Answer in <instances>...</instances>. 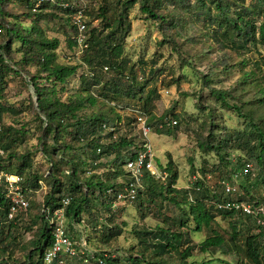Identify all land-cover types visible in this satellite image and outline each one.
<instances>
[{"label": "trees", "instance_id": "1", "mask_svg": "<svg viewBox=\"0 0 264 264\" xmlns=\"http://www.w3.org/2000/svg\"><path fill=\"white\" fill-rule=\"evenodd\" d=\"M4 1L7 0H0L1 17L4 16L1 7ZM20 1L27 8L25 17L32 19L33 24L30 29L21 28L20 24L15 22L17 20L15 17L14 22L4 28L11 43L0 47V82L4 80L8 72H14L7 64L4 53L8 54L11 51V45L18 42L21 47L27 49L24 63H34L38 66L37 75L28 78V82L35 94L33 105L38 112L37 116L42 130L37 152L48 164L49 169L45 174H38L33 168L30 152L17 154L14 148L24 142L26 131L23 128L17 130L13 126L2 124L1 118L9 108L0 106V148L4 151V156L0 159V172L10 174L12 162L17 160L18 165L14 170L16 175L22 178L21 186L27 197L41 188L40 181L49 188V192L45 195L44 205L55 208L59 206L63 198L71 199L65 209V215L69 221L79 224L83 220L87 228L89 224L102 225L101 221L112 222L122 208L130 205L119 207L113 212L111 200L105 197L106 190L119 188L121 185L118 182L127 179V174L123 169L124 160L128 157L133 158L140 144L138 134L136 136L131 133V130L135 131V128L133 126L134 117L129 113V110L136 109V107L118 103L121 99L118 95L122 92L119 89L121 79L128 83L126 89L123 90L125 96L127 98L136 96L132 90L136 83V77L123 72L124 40L130 30L128 13L133 5L139 3L143 15H147L153 20H167L166 17L159 16L157 13L165 0H116L115 3L119 8L118 15L110 23L105 24V27L110 30L106 35L96 33L94 28L89 30V17H94V14H89L83 0H56L54 4L46 3L38 8H35L34 2L31 0ZM170 1L174 3L180 0ZM197 1L204 9L203 0ZM62 4H67L68 7L63 8ZM72 8L81 9L86 21L85 43L88 47L79 57H76L77 46L74 39L76 31L71 20ZM49 10L52 12L51 18L57 17L58 14L65 15L73 28L68 43L70 52L68 51L67 54V60L71 62L67 65L56 63L55 50L59 46L58 40L47 39L35 25L36 21L38 22L44 17L42 12ZM215 10L218 12L217 19H219L215 21L218 28L212 31L210 38L221 49L225 50L227 47L247 49L251 46L254 47L258 42L264 44V0H250L248 4L245 0H215ZM206 12L208 14L209 10L207 9ZM106 14V8H98V17L107 21ZM1 25L0 27H2ZM92 51H94V56H91ZM107 71L117 73L115 79L110 77L106 80L102 75ZM71 78H77L79 81L77 94L67 96L64 101H61L57 94L65 88ZM1 91L2 89H0V94ZM210 94L215 100L222 101L225 106H228L225 92L211 90ZM151 95L152 93H149L148 98ZM261 101L259 100V102ZM97 103H105L107 110H92L89 115L82 114L86 107L95 108ZM229 108L248 121L243 132H235L228 137H221L222 139L217 144L212 141L213 135L209 133L206 139L198 144L199 151L205 154L212 153L217 157L218 167L215 170L220 173V178L225 176L217 187L209 186L204 178L195 177L190 189H176L174 185L177 175L173 172L171 164L165 167L168 176L163 183L153 180L148 173H145L143 189L136 199L139 200V207L157 206L155 202L160 199L161 202L168 203L178 209L179 214L175 216L176 218H164L160 214L159 217H162V222L166 227L159 228L157 226L154 230H144L137 234L141 244L145 246L142 254L123 258L111 256L109 253L98 254L103 259V264H169L164 259L166 255H176L179 258L178 263L172 264H196L188 262L196 250L200 253L219 252L222 255L237 251L242 255L246 264H264V242L256 228L255 234L247 235L240 246L237 241L240 239L241 231L236 218L242 215L221 210L217 206L230 200L221 182L230 181L233 184L231 175L240 170L244 164L249 162L253 167L252 162H255L264 171L263 130L253 122L249 114H243L241 108L237 106ZM122 113L125 115L121 117ZM147 115L149 116H147V125L153 124L155 131L162 135H169L170 130L177 126L161 130L158 128L160 122L165 118H176L169 114H163L157 118H153L149 112ZM104 124L115 126L118 134L116 141L106 144L109 135L103 132ZM50 136L51 142L47 146L44 140ZM232 142L248 156V159L236 162L235 170L231 168V154L226 153L228 144H232ZM97 148H101L99 154L96 153ZM64 166H67L68 170H64ZM253 176L254 167L253 171L242 179ZM143 194H145L144 198L141 197ZM241 195L239 192V202L245 201ZM245 202L264 206L263 203L253 199H248ZM97 205L101 210L97 211ZM8 209L9 202L0 186V233L5 226L9 230L19 226L20 219L29 212L25 215L18 214L13 222H6ZM40 210L36 218L41 223L38 239L34 243L33 251L26 255L23 264H42L43 253L51 245L50 230L44 224ZM158 210L160 213L163 212L162 207H159ZM86 213L94 215L93 222L83 219ZM217 217L233 220V224L230 226L231 235L228 239L211 228ZM115 228L116 226L103 228L99 233L109 242L118 235ZM203 229L209 231V236L201 243L193 244L189 233L201 232ZM146 251L150 252L151 257L146 255ZM68 259L78 260L82 263L78 258L68 257L64 258V263ZM243 260L238 264H243ZM209 261L199 264L212 263V260Z\"/></svg>", "mask_w": 264, "mask_h": 264}, {"label": "rangeland", "instance_id": "2", "mask_svg": "<svg viewBox=\"0 0 264 264\" xmlns=\"http://www.w3.org/2000/svg\"><path fill=\"white\" fill-rule=\"evenodd\" d=\"M83 1L89 14H94V17H89V30L94 28L96 33L108 34L110 30L105 24L110 23L118 15L116 0ZM203 2L204 9L197 0H180L174 3L165 0L157 12L159 16L166 17L167 20L164 21L153 20L143 15L139 3L133 5L128 13L130 30L124 40L122 58L124 74H133L136 77V83L132 88L136 93L135 98L125 96L123 90L128 83L124 79L119 83L122 92L118 95L121 98L118 103L134 105L135 110L144 114L146 119L148 112L153 118L163 114L176 118L177 126L170 130L169 135L156 132L153 124H148L151 131L149 141L157 157L155 159L157 165L164 168L171 164L173 172L177 175L174 187L183 190L192 187L195 177L204 178L211 187H217L225 177L220 178V173L215 170L218 167L217 157L212 153L205 154L199 151L198 144L203 142L209 133L213 135L212 141L217 144L221 137L243 132L248 121L229 107L241 108L242 113L249 114L253 122L264 132V44L258 42L254 47L247 49L240 47L221 49L210 38L212 31L218 28L215 22L218 15L215 0ZM245 2L248 4L250 0ZM1 7L4 16H0L2 24L0 47L11 43L4 28H7L8 24L10 26L15 17H17L15 22L19 23L21 28L30 29L33 24L32 19L25 17L27 8L20 0L4 1ZM100 7L106 8L107 21L98 17L97 10ZM51 13V10L43 11L44 17L36 21L35 25L47 39L58 40L59 46L55 50L56 63L67 65L71 62L67 60V54L73 28L65 15L58 14L57 17L51 18ZM10 50L8 54L4 53V57L14 72H8L0 82L2 89L0 106L9 108L3 114L1 123L26 131L24 142L14 150L17 154L30 152L34 170L38 174H45L49 169L48 164L37 152L39 138L42 135L41 123L33 105L35 94L28 82V78L37 75L38 66L34 63H24L27 49L21 47L18 42L12 44ZM91 53V56H94V51ZM116 74L107 71L102 76L106 80L110 77L115 79ZM78 85L77 78L69 79L65 88L58 92V98L64 101L67 96H74L77 94ZM211 90L225 92L228 106L222 101L215 100L210 94ZM149 93H152L150 98ZM106 106L105 103H97L95 108L86 107L82 114L89 115L92 110L105 111ZM124 115L120 114L121 117ZM131 133L139 136L136 129L131 130ZM44 141L49 146L51 136ZM139 143L141 144V138ZM232 144H228L226 153L231 154V168L235 170L236 162L248 159V156L236 144H233L234 146ZM156 148H161V151L158 152ZM16 161L12 162L10 174H16L14 170L18 165ZM252 163L254 176L238 180L235 186L245 201L253 199L264 204V171L255 162ZM63 168L68 170L67 166ZM48 192L49 188L42 183V187L29 196L30 210L20 219L21 224L10 230L7 226L3 228L0 233V264H23L26 255L33 251L34 243L38 239V230L41 228V223L36 218ZM144 195L141 197L144 198ZM155 204L157 206L146 205L145 208H140L139 200H136L132 205L122 208L112 222L101 221L102 225L89 224L88 228L81 229L87 240L88 250L97 255L109 253L120 258L142 254L145 246L141 244L137 234L144 230H154L157 226L166 227L162 217H159L160 214L164 218H176L175 216L179 214L178 209L161 202L160 199H157ZM159 207L163 208V212H159ZM99 210L101 208L97 205V211ZM83 219L93 222L95 217L86 213ZM236 219L241 231L237 243L242 246L247 235L255 234V226L252 220L244 216H237ZM232 222L233 220L217 217L211 228L228 239L231 235ZM112 226H116L115 232L118 235L107 242L99 231ZM189 235L193 244L197 245L209 236V231L203 229ZM146 255L151 254L146 251ZM164 259L169 264L179 262L176 255H166ZM209 260H212L210 264H238L243 258L237 251L222 255L219 252L200 253L196 250L188 262L199 264ZM64 264L82 263L68 259ZM243 264H246L244 260Z\"/></svg>", "mask_w": 264, "mask_h": 264}, {"label": "built area", "instance_id": "3", "mask_svg": "<svg viewBox=\"0 0 264 264\" xmlns=\"http://www.w3.org/2000/svg\"><path fill=\"white\" fill-rule=\"evenodd\" d=\"M31 1L34 2L35 8L46 3H56V0ZM61 6L63 8L68 7L67 4H62ZM72 9L71 20L76 31L74 36L77 46L76 57H79L88 47L85 43L86 21L81 9ZM129 113L134 117L133 126L139 131L141 144H139L133 158L128 157L124 160L123 169L127 174V179L118 182L121 185L119 188L106 190L105 197L111 200V210L113 212L119 207L131 205L135 202L139 192L143 189L145 173H148L153 180L162 183L166 181L168 176L165 167L158 166L155 161L156 158L149 141L151 131L147 125L146 117L139 110L135 109L129 110ZM176 125V119L165 118L158 124V128H174ZM102 129L105 134L109 135L106 144L117 140L118 134L115 126L112 127L104 124ZM100 152L101 148H97L96 153L99 154ZM3 156L4 151L0 148V159ZM252 171V164L248 162L240 170L231 175V182L233 184L230 181H222V186L230 200L217 206L221 210L232 211L252 220L257 233L261 235L264 242V206L239 202L238 188L234 185L236 181L247 177ZM21 183L22 178L19 175L0 172V186L3 188L4 196L9 202L6 222H13L18 214L22 213L25 215L29 211L30 200L24 193ZM39 184L42 187V182L39 181ZM70 200V198H63L59 206L55 208L46 206L43 203L41 205L40 215L44 224L49 228L51 235V245L43 253L42 264H64V258L66 257L78 258L83 264H103V259L88 250L84 235L81 233V229L87 228L83 220L78 224L67 219L65 209L69 205Z\"/></svg>", "mask_w": 264, "mask_h": 264}, {"label": "crops", "instance_id": "4", "mask_svg": "<svg viewBox=\"0 0 264 264\" xmlns=\"http://www.w3.org/2000/svg\"><path fill=\"white\" fill-rule=\"evenodd\" d=\"M156 141L158 142V138H156ZM157 146H158V144H157ZM157 150H158V152H160L161 151V148H156ZM152 150H153V148H152ZM154 153V152H153ZM154 156H155V154H154ZM155 158H157L156 156H155Z\"/></svg>", "mask_w": 264, "mask_h": 264}]
</instances>
